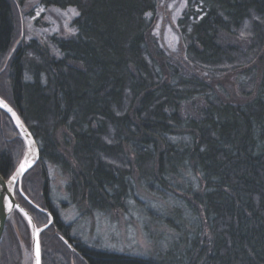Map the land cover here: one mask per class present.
<instances>
[{
	"label": "trees",
	"instance_id": "1",
	"mask_svg": "<svg viewBox=\"0 0 264 264\" xmlns=\"http://www.w3.org/2000/svg\"><path fill=\"white\" fill-rule=\"evenodd\" d=\"M167 1L41 0L79 13L73 33L41 42L20 40L18 3L0 0V96L40 147L16 197L38 227L50 222L45 210L53 217L42 264H264V0H184L175 50L157 31ZM25 150L0 109L5 178ZM49 166L66 175L80 216L163 205L156 254L75 239L52 201ZM31 248L15 209L0 264H25Z\"/></svg>",
	"mask_w": 264,
	"mask_h": 264
},
{
	"label": "rangeland",
	"instance_id": "2",
	"mask_svg": "<svg viewBox=\"0 0 264 264\" xmlns=\"http://www.w3.org/2000/svg\"><path fill=\"white\" fill-rule=\"evenodd\" d=\"M16 1L18 3L16 8L17 20L21 26L20 40L22 38L25 40L37 38L41 42H46L53 34L69 35L74 32L72 21L76 16L75 13H77L75 8H45L41 0ZM183 6L184 0H172L169 2L168 11L164 12V16L161 17L157 26V31L161 34L164 42H166V46L172 50L177 48L178 43V37L172 25ZM49 173L52 201L60 212L63 221L67 224H72L71 233L75 239L91 247L107 249L122 254L136 256L156 254V242L161 239L160 235L164 229L161 230L162 226L158 224L155 215L158 212H165L166 208L163 205L156 202L132 203L130 206L131 215L121 210H115L112 215L80 216L78 210L66 202V175L53 166H49ZM17 188L20 190L16 186L15 193ZM21 190L20 192L23 193V190ZM174 237L175 235H172L171 239H174ZM32 263L33 254L31 248V252H26L25 264Z\"/></svg>",
	"mask_w": 264,
	"mask_h": 264
},
{
	"label": "water",
	"instance_id": "3",
	"mask_svg": "<svg viewBox=\"0 0 264 264\" xmlns=\"http://www.w3.org/2000/svg\"><path fill=\"white\" fill-rule=\"evenodd\" d=\"M0 100H2L4 104H6L8 108L11 109V111H9L8 108H5L3 105H0V109H3L12 118L16 127L22 134L27 146L23 159L17 166L14 173L8 179L5 178L3 174L0 172V242L4 234L7 219L11 216V214L15 209L20 210L26 217L31 229L32 254H33L32 264H37V244H39V264H42V251H41V241H40V234L42 231L37 232V229L44 230L45 228H47L53 222V217L48 210H45L50 215V222L49 224L46 225V227L45 226L38 227L32 214L19 202L15 193L16 186H18L21 190V184L24 175L29 170H31L39 161L40 147L34 134L31 132L29 127L26 125V123L23 121L17 110L1 96H0ZM13 113H15V115H13ZM17 118H19V123L17 122ZM30 151L32 153L31 157H29ZM21 165H25L23 171H21ZM13 177L15 178L13 179ZM29 217H31V223L29 222ZM65 241L67 242V244L70 245V243L67 240ZM70 246L71 248H73L72 245Z\"/></svg>",
	"mask_w": 264,
	"mask_h": 264
},
{
	"label": "snow or ice",
	"instance_id": "4",
	"mask_svg": "<svg viewBox=\"0 0 264 264\" xmlns=\"http://www.w3.org/2000/svg\"><path fill=\"white\" fill-rule=\"evenodd\" d=\"M76 15H79V13H75ZM0 105H3L5 108H8V106L6 104H4V102L2 100H0ZM9 111H11L10 108H8ZM13 115H15V113H13ZM17 122L19 123V118H17ZM25 168V165H21V171H23ZM15 177H13L14 179ZM29 222L31 223V217H29ZM35 227V225H34ZM46 227V225H45ZM42 231V229H37V232ZM37 264H39V244H37Z\"/></svg>",
	"mask_w": 264,
	"mask_h": 264
},
{
	"label": "bare ground",
	"instance_id": "5",
	"mask_svg": "<svg viewBox=\"0 0 264 264\" xmlns=\"http://www.w3.org/2000/svg\"><path fill=\"white\" fill-rule=\"evenodd\" d=\"M31 155H32V153H31V151L29 152V157H31Z\"/></svg>",
	"mask_w": 264,
	"mask_h": 264
}]
</instances>
